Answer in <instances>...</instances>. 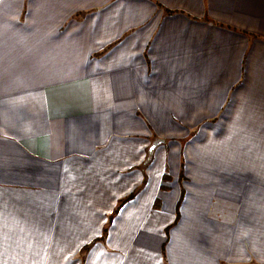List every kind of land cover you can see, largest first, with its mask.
Instances as JSON below:
<instances>
[{"label": "crops", "instance_id": "obj_1", "mask_svg": "<svg viewBox=\"0 0 264 264\" xmlns=\"http://www.w3.org/2000/svg\"><path fill=\"white\" fill-rule=\"evenodd\" d=\"M0 264H264V0H0Z\"/></svg>", "mask_w": 264, "mask_h": 264}, {"label": "water", "instance_id": "obj_2", "mask_svg": "<svg viewBox=\"0 0 264 264\" xmlns=\"http://www.w3.org/2000/svg\"><path fill=\"white\" fill-rule=\"evenodd\" d=\"M164 144V141L163 140H160V139H156L154 140L150 147L148 148L147 150V159H146V162L150 160L154 150L159 147L160 145Z\"/></svg>", "mask_w": 264, "mask_h": 264}, {"label": "trees", "instance_id": "obj_3", "mask_svg": "<svg viewBox=\"0 0 264 264\" xmlns=\"http://www.w3.org/2000/svg\"><path fill=\"white\" fill-rule=\"evenodd\" d=\"M170 13V12H169ZM128 199H125L123 202H126ZM119 206V205H118ZM178 207V206H177Z\"/></svg>", "mask_w": 264, "mask_h": 264}, {"label": "rangeland", "instance_id": "obj_4", "mask_svg": "<svg viewBox=\"0 0 264 264\" xmlns=\"http://www.w3.org/2000/svg\"><path fill=\"white\" fill-rule=\"evenodd\" d=\"M168 144V143H167ZM164 149V148H163ZM165 149H166V147H165ZM167 180V179H166Z\"/></svg>", "mask_w": 264, "mask_h": 264}]
</instances>
